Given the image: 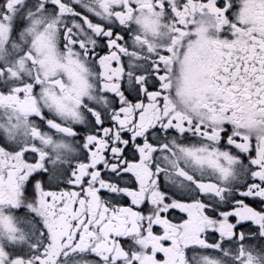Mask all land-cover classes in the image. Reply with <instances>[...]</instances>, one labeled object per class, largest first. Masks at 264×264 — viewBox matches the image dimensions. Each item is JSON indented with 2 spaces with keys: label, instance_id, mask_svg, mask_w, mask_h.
I'll use <instances>...</instances> for the list:
<instances>
[{
  "label": "snow or ice",
  "instance_id": "obj_1",
  "mask_svg": "<svg viewBox=\"0 0 264 264\" xmlns=\"http://www.w3.org/2000/svg\"><path fill=\"white\" fill-rule=\"evenodd\" d=\"M0 264H264V0H0Z\"/></svg>",
  "mask_w": 264,
  "mask_h": 264
}]
</instances>
